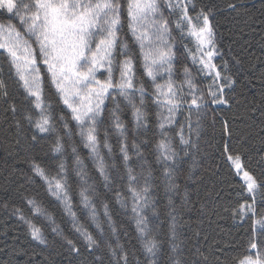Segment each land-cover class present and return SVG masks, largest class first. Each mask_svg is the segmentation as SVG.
I'll use <instances>...</instances> for the list:
<instances>
[{
    "label": "trees",
    "instance_id": "16d2710c",
    "mask_svg": "<svg viewBox=\"0 0 264 264\" xmlns=\"http://www.w3.org/2000/svg\"><path fill=\"white\" fill-rule=\"evenodd\" d=\"M170 2L175 5L177 0ZM118 3L112 79L120 83L124 62L130 60L127 75L133 88L126 90L129 98L116 87L105 94L95 123L98 156L86 146L90 123L81 125L73 119L42 62L35 37L24 31L27 25L0 10V24L13 25L32 45L41 90V108H37L36 98L28 94L7 52L0 49V264H245L249 257L255 260L258 253L264 254V224L259 223L264 220V0H181L195 28L203 25L204 15L209 18L213 75L190 62L197 48L189 35L191 24L181 19L182 11L157 0L160 11L155 18L166 20L169 30L162 46L166 62L162 66L147 62L154 78L147 75L144 58L153 45L145 40L142 50L136 39L141 31L151 34L153 29L145 23L134 35L129 27V0ZM15 39V33L0 34V42ZM92 47L95 50V44ZM103 64L96 72L101 82L109 78L107 59ZM169 82L187 103L180 105L164 129L175 156L163 161L157 159V145L165 137L158 127L155 96L157 85L167 91ZM210 87L217 97L223 90L225 103L213 102ZM192 91L204 102L190 115ZM136 108L144 113L140 122L133 115ZM41 109L49 120L45 132L36 127ZM117 118L122 130L117 129ZM181 136L187 143H181ZM58 142L59 152L54 151ZM122 147L129 155L128 168L137 177L136 191L142 195L147 178L143 234L132 211ZM229 157H239L243 170L256 181L253 192L238 178ZM101 159L104 175L98 166ZM56 181L64 185L61 197L66 196L67 202L54 194ZM85 189L88 207L81 197ZM33 229L43 243L33 239ZM85 234L96 243L90 245ZM150 241L155 243L154 254L146 251Z\"/></svg>",
    "mask_w": 264,
    "mask_h": 264
},
{
    "label": "snow or ice",
    "instance_id": "6c2138e0",
    "mask_svg": "<svg viewBox=\"0 0 264 264\" xmlns=\"http://www.w3.org/2000/svg\"><path fill=\"white\" fill-rule=\"evenodd\" d=\"M166 3L169 9H180L182 11L181 19H187L188 23L192 24L191 18L187 16L186 8L181 5V0H177L175 5L170 0H166ZM119 7L118 0H31V2H25V0H0V10L6 9L8 13L19 17L21 24L27 25L24 31L30 37H35L40 54L44 57L42 62L47 66L53 82L62 94L63 102L71 109L73 119L81 125L85 121L90 123L86 135V146L91 149L95 156L99 155L95 136V123L96 117L100 115V106L104 103L105 94H109L110 88L116 87L120 89V95L129 98L130 94L126 90L133 88L132 80L127 75L131 70L130 60L124 62V71L121 73L120 83L116 84L112 79V60L110 57L112 55L111 50L116 43ZM159 11L157 0H129V18L131 21L129 27L133 34L136 35L138 26L145 23L149 24L153 29L151 34L141 31L136 36L142 50L145 47V40H148L153 45L144 56L149 77H153V69L148 65V61L151 62V65L159 63L161 66L166 62V52L162 50V46L167 43L166 34L169 29L166 20L155 18V14ZM149 17H152V19H149ZM9 18L11 19V17ZM177 27H181L180 21H177ZM4 31H8L10 34L15 33L16 39L10 43L0 42V49L7 52L10 63L16 69V73L23 82L24 88L29 95L36 98L35 106L41 108L40 69L36 66L37 58L32 45L27 39L22 37L21 33L13 25L5 26L0 24V34ZM192 34L197 36L199 41L198 48L202 49L206 44L211 45L212 30L209 26L207 15L203 16V26L199 27L198 30L194 29ZM97 37H99L98 42ZM157 41L159 42L158 45L155 43ZM93 44H95V50H93ZM212 54L211 50L207 52L208 57H211ZM106 59L109 65V78L101 82L96 78V72L99 68L104 67L103 61ZM200 62L204 64L205 68L215 69L214 65L210 66L202 58ZM219 76L220 74L217 72L216 78L219 79ZM185 82L189 89H193L194 86L190 79L186 78ZM138 91L141 93V103H143V87L138 89ZM220 92L221 96L217 97L216 92L212 91L210 87L209 95L213 97L214 103H225L222 99L223 90L221 89ZM191 95L190 115L192 108L200 109L204 102L203 96H198L195 91H192ZM77 101H79V104H77ZM155 103L160 109L157 113L158 127L161 129V136L165 137L157 145V159L169 161L175 156V152L171 149V141L166 139L167 134L164 129L173 122L174 114L180 105L187 103V101L183 99L180 90L175 89L172 83L169 82L167 91L162 86L157 85ZM133 107L135 108V105ZM41 114L42 119L37 122L36 127L40 132H45L48 130L46 125H48L49 120L43 114V109H41ZM133 115L138 122L143 120L144 113L139 108L135 109ZM116 126L118 130L123 128L118 118ZM81 134H84L83 127ZM181 143H187L182 136ZM105 146L107 147V144ZM60 150L61 146L58 142L54 151L59 152ZM121 151L124 154L125 167L128 168L129 155L126 147H122ZM229 158L232 159V157ZM233 163L239 169V157H236ZM98 166L101 174L104 175L102 159ZM35 171L38 175L44 177L42 169L36 167ZM168 174L166 165L165 175ZM128 175L129 190L133 193L132 211L137 216L136 222L139 231L143 234L147 230V221L141 216L142 207L148 204L147 178H145V187L142 195L141 192L136 191L133 182L137 177L132 173L131 168H128ZM244 178L247 181L248 191L253 192L256 188V181L247 172L244 173ZM105 179H107V176H105ZM49 183L51 187V182ZM55 189L54 194L67 202L66 196L61 197L64 192V185L60 181H56ZM86 191V189L81 191V197L84 206L88 207L89 200ZM67 207L71 213L70 204ZM249 210L254 211L251 207H249ZM259 223L264 224V220L259 221ZM32 236L33 239L43 243L38 230L33 229ZM85 238L90 245L96 243L90 235L85 234ZM251 247L256 248L257 245L253 243ZM154 249V242L150 241L146 244V251L150 254H154ZM245 264H264V254L258 253L255 260L251 257L247 258Z\"/></svg>",
    "mask_w": 264,
    "mask_h": 264
},
{
    "label": "rangeland",
    "instance_id": "374dc122",
    "mask_svg": "<svg viewBox=\"0 0 264 264\" xmlns=\"http://www.w3.org/2000/svg\"><path fill=\"white\" fill-rule=\"evenodd\" d=\"M2 10H4V11H6L7 12V10L6 9H2ZM194 24V22L191 24V28L189 29V35H190V37H191V40L193 41V43H194V45L196 46V48H197V50L193 53V58L191 57V59H190V62L194 65V66H199V67H201V69L202 70H204L207 74H214L215 73V70H210V68H205L204 67V64H202L200 61H201V58L205 61V62H207V63H209V65L211 66L212 65V62L210 61V58H213V56H214V49H213V45H212V43H211V45H205L202 49H200V48H198V45H199V41H198V39H197V36L196 35H194V34H192V32H193V30L195 29V30H198V28H195V26L193 25ZM203 26V25H202ZM201 26V27H202ZM210 26V25H209ZM210 28H211V26H210ZM211 40H212V37H211ZM209 50H211L212 51V56L211 57H208V55H207V52L209 51ZM233 160H234V158H232V159H230V163H231V165H232V167H233V169H234V171H235V173L237 174V176H238V178L241 180V182L246 186V188H247V181H246V179L244 178V173H245V171L243 170V168H242V166H241V164H240V161H239V164H240V167H239V169L234 165V163H233ZM247 190H248V188H247ZM253 250L255 249V248H252Z\"/></svg>",
    "mask_w": 264,
    "mask_h": 264
}]
</instances>
